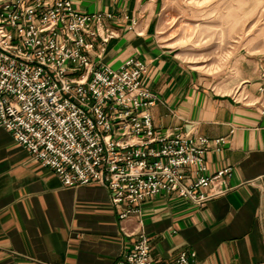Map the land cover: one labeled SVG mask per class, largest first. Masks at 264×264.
Listing matches in <instances>:
<instances>
[{
  "label": "crops",
  "instance_id": "obj_1",
  "mask_svg": "<svg viewBox=\"0 0 264 264\" xmlns=\"http://www.w3.org/2000/svg\"><path fill=\"white\" fill-rule=\"evenodd\" d=\"M72 2L81 13L111 14L102 23L115 33L105 65H148L144 84L161 101L151 111L157 130L226 139L206 160L208 174L232 168L229 190L203 207L155 198L140 217L121 221L107 188L64 187L0 128V264H116L141 228L157 263L177 264L186 252L196 254L193 264H264V58L247 62L254 70L236 95L160 42L162 0Z\"/></svg>",
  "mask_w": 264,
  "mask_h": 264
},
{
  "label": "built area",
  "instance_id": "obj_2",
  "mask_svg": "<svg viewBox=\"0 0 264 264\" xmlns=\"http://www.w3.org/2000/svg\"><path fill=\"white\" fill-rule=\"evenodd\" d=\"M107 18L72 0H0V128L64 187L107 188L121 221L155 198L203 207L225 195L232 168L208 174L206 158L226 139L156 129L151 111L161 101L144 84L148 65L102 62L115 38ZM151 249L141 228L116 264H161ZM195 257L183 252L176 263Z\"/></svg>",
  "mask_w": 264,
  "mask_h": 264
},
{
  "label": "rangeland",
  "instance_id": "obj_3",
  "mask_svg": "<svg viewBox=\"0 0 264 264\" xmlns=\"http://www.w3.org/2000/svg\"><path fill=\"white\" fill-rule=\"evenodd\" d=\"M157 35L218 88L229 85L238 95L254 70L247 62L264 58V0H162Z\"/></svg>",
  "mask_w": 264,
  "mask_h": 264
}]
</instances>
